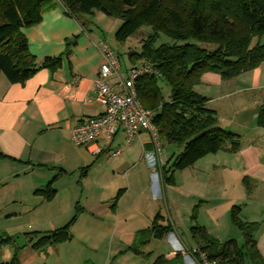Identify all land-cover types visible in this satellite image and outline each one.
I'll list each match as a JSON object with an SVG mask.
<instances>
[{
  "label": "crops",
  "instance_id": "crops-1",
  "mask_svg": "<svg viewBox=\"0 0 264 264\" xmlns=\"http://www.w3.org/2000/svg\"><path fill=\"white\" fill-rule=\"evenodd\" d=\"M44 1L41 22L22 33L37 64L61 58V65L40 69L24 84H11L0 75V150L9 157L0 163V233L27 241L19 249L21 264H48L54 253L64 264L62 250L72 251L78 238L94 250L117 238L118 246L136 255L135 264H199L193 256L198 250L195 227L204 228L220 244H244L231 216L236 207L241 220L254 229L264 257V62L229 79L205 73L195 87L208 98L206 106L217 113L218 125L240 139V150L231 151L229 145L191 168L161 175L158 182L145 159L155 150L145 132L129 147L123 146L122 132L111 145L102 140L89 149L73 142L72 132L83 120L105 113L96 99V83L104 63L102 43L109 45L101 24L108 23L102 12L78 17L68 13L61 0ZM109 25L114 35L121 26L111 21ZM132 67L133 63L128 77ZM118 79L114 76L109 83ZM161 146L166 163L183 151L162 141ZM96 148L102 153L94 155ZM119 148L120 157L108 154ZM86 153L96 157L90 164L85 162ZM100 162L108 179L96 193L88 181L90 172L103 166ZM121 177L128 186L109 195L110 183ZM46 189L55 191L52 200L45 199ZM91 194L99 197L97 203L83 205ZM131 195L130 205H125ZM63 198L76 201L75 210L64 209ZM72 211L80 215L71 225V241L36 252L30 249L44 234L70 224L73 217L61 220ZM154 226L160 232H154Z\"/></svg>",
  "mask_w": 264,
  "mask_h": 264
},
{
  "label": "trees",
  "instance_id": "trees-1",
  "mask_svg": "<svg viewBox=\"0 0 264 264\" xmlns=\"http://www.w3.org/2000/svg\"><path fill=\"white\" fill-rule=\"evenodd\" d=\"M73 16L102 12L122 25L115 32L120 44L149 30L140 54L128 52L133 65L141 59L158 71L141 75L136 82L138 97L154 113L152 119L160 140L182 147V152L166 163L162 178L172 171H184L199 160L231 146L238 151L242 142L218 125L217 113L206 106L207 97L195 87L205 73H218L223 79L254 70L264 62V0H61ZM44 0H0V75L11 84H24L42 68L61 65V58L45 59L37 64L29 52L23 29L38 25L43 18ZM169 38V42L163 37ZM119 59L120 55L118 54ZM160 81L170 88L166 101ZM261 116L264 117V107ZM9 159L0 150V163ZM170 166V170L168 166ZM170 182L171 178L165 179ZM46 200L55 197L53 189L44 192ZM232 212L234 226L243 233L244 244L235 241L220 244L202 227L192 229L198 250L193 253L199 264L200 254L218 264H264L257 249L254 229ZM73 221L59 230L48 232L33 244L43 247L71 241ZM160 232L157 227L152 228ZM16 246L12 237L0 233V248ZM12 263L18 264L17 252ZM4 264V263H0Z\"/></svg>",
  "mask_w": 264,
  "mask_h": 264
},
{
  "label": "built area",
  "instance_id": "built-area-1",
  "mask_svg": "<svg viewBox=\"0 0 264 264\" xmlns=\"http://www.w3.org/2000/svg\"><path fill=\"white\" fill-rule=\"evenodd\" d=\"M102 54L104 63L101 67L100 77L96 83L98 87L97 102L105 108L101 116L85 119L72 132L71 138L75 145L93 148L100 141L111 145L116 141L119 133L125 135L123 146H131L141 133L151 136L155 146L153 152H147L148 167L155 181L161 179V169L166 164L161 155V141L157 129L152 121L154 113L144 107L137 94L135 82L141 75H154L158 71L147 61L140 62L131 68L128 78L122 77V63L116 50L103 42ZM118 76L116 84L112 85L109 80ZM123 149H112L108 152L112 158H118ZM102 153V149H95L93 154ZM194 251L193 253H196ZM201 264H218L216 260L210 261L205 254H200Z\"/></svg>",
  "mask_w": 264,
  "mask_h": 264
},
{
  "label": "rangeland",
  "instance_id": "rangeland-1",
  "mask_svg": "<svg viewBox=\"0 0 264 264\" xmlns=\"http://www.w3.org/2000/svg\"><path fill=\"white\" fill-rule=\"evenodd\" d=\"M102 14L103 13H101L100 15H102ZM103 16H104L103 20L105 22H107L108 24H104L102 22L101 25H103V26H101V29L103 30L105 36H107V39H109V45L114 50H118L121 53L120 59H121L122 68H123L122 72L125 74L124 77L127 78L128 77V71L127 70L129 69L130 65L132 64V60H130L128 52L133 51L134 53L140 54L141 49H142V47H141L142 43L145 41V39H147L149 37V34H148L149 30L144 29V30L140 31L137 36L130 38L126 44H120L116 40L115 35L110 31L112 28L109 25V22L111 21V22H115L116 24H121V25H122V22L116 18L110 19L109 17H106V15H104V14H103ZM163 40L168 41V42L170 41L169 38H167L166 36L163 37ZM142 61H145V60L141 59L140 62H142ZM140 62L137 65H139ZM134 66H136V65H133V67ZM159 83H160V88L162 90L163 96H165L166 101L169 100L170 96H171L169 86L166 85V83H164L162 81H160ZM83 150H85V149H83ZM160 157L165 160V158L162 157V150H161ZM95 158L93 156H91L89 153L85 154V162L88 164H90L92 159L94 160ZM101 162H100V164H102L103 166L95 167V169L92 172H90V174H89L90 175V179H89L90 181H88V183L90 184V188L92 189V187H93L94 191L96 193L99 190L101 183L104 181H107L106 180L107 174H106V170H105V165ZM88 164H86V165H88ZM110 181H111V179L109 180V182ZM110 186H111V189H109L108 193H111L109 195L113 196V194H116L122 187L126 188L128 185H127L126 179H124V177H121L120 180H116L114 182V184L110 183ZM134 192H135V190H134ZM149 192H150L151 197H152L151 190ZM100 196H101V194H100ZM132 196L133 195L127 197V199L125 200V205H130L131 200H132V198H131ZM98 198L95 195L91 194V196L88 198L89 200L88 199L85 200L83 205L85 203H86V205H89L95 201L97 203ZM156 199L160 200L159 198H156ZM61 201H62L61 206L64 209H66L67 211L72 210V208H73V210H75L74 208H75L76 201L75 202L69 201V199L67 200L66 198H63ZM88 201H90V202H88ZM59 205L60 204H58V206ZM163 208L167 211L166 207L163 206ZM74 214L78 215L77 212L74 213L72 211L71 215L66 214V216L64 217L65 219H63L61 221L68 222L72 217L74 219L75 217L77 218L80 215L79 214L78 216H75ZM5 226L7 228L8 225H5ZM0 230H3L1 226H0ZM4 231H6V230H4ZM7 236H8V234H7ZM118 243H119V241L116 238L114 242H112V241L108 242L107 244H103L98 250H94V249L89 248L88 246H85L83 244V242L78 238V240L74 241L73 245H71V247H70L72 249V251H69V249H67L65 251L62 250V252H64V255H63L64 259L62 260V262L64 264H135V263H137L135 261L136 255L132 252H125V248H123L122 245L118 246ZM29 247L31 250L34 249L33 246H29ZM35 252H36V250H35ZM19 253H20V250L17 252V254H18L17 260H18V264H21V259H20ZM15 256H16V254H15L14 249L11 250L10 248H7V247H1L0 248V260H3L2 263H4V264L12 263ZM57 263H59V264L61 263V262H59L57 255L55 253L50 255V259H49L48 264H57Z\"/></svg>",
  "mask_w": 264,
  "mask_h": 264
},
{
  "label": "water",
  "instance_id": "water-1",
  "mask_svg": "<svg viewBox=\"0 0 264 264\" xmlns=\"http://www.w3.org/2000/svg\"><path fill=\"white\" fill-rule=\"evenodd\" d=\"M13 241H15L17 248L24 249L27 245V241L24 240L23 236H16Z\"/></svg>",
  "mask_w": 264,
  "mask_h": 264
}]
</instances>
